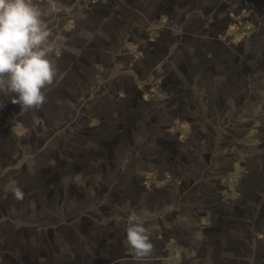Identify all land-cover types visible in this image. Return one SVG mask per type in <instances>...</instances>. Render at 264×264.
Wrapping results in <instances>:
<instances>
[{
  "label": "crops",
  "instance_id": "crops-1",
  "mask_svg": "<svg viewBox=\"0 0 264 264\" xmlns=\"http://www.w3.org/2000/svg\"><path fill=\"white\" fill-rule=\"evenodd\" d=\"M61 3L46 102L0 94V264H138L133 210L145 264H264V0ZM245 4L249 29L230 34Z\"/></svg>",
  "mask_w": 264,
  "mask_h": 264
},
{
  "label": "clouds",
  "instance_id": "clouds-1",
  "mask_svg": "<svg viewBox=\"0 0 264 264\" xmlns=\"http://www.w3.org/2000/svg\"><path fill=\"white\" fill-rule=\"evenodd\" d=\"M61 12H72L61 0H43V4L0 0V94L10 96L21 111L40 109L46 102L45 90L57 76L46 18ZM8 190L14 199H24L16 181H10ZM126 225L123 243L138 264H145L155 252L151 229L135 210L127 216Z\"/></svg>",
  "mask_w": 264,
  "mask_h": 264
},
{
  "label": "built area",
  "instance_id": "built-area-1",
  "mask_svg": "<svg viewBox=\"0 0 264 264\" xmlns=\"http://www.w3.org/2000/svg\"><path fill=\"white\" fill-rule=\"evenodd\" d=\"M40 1L41 0H34V2L37 4L40 3ZM250 9H251L250 5L245 4V8L241 14L231 16L232 21L229 26L230 34H234L235 36L243 35L249 29L247 20L250 16ZM230 34L224 35L223 40L228 39L230 37ZM158 37H159L158 32L153 34V38H158ZM131 51L134 53V55L141 56V53L136 48H132ZM140 88H141L140 90H142L145 93L144 99L147 101H156L159 97L164 96L159 77L155 76L151 80H142ZM245 171L246 170L244 167H240L239 174L244 175ZM153 180H156V178L154 177ZM239 184L240 181L239 180L236 181L234 183L235 188L238 187ZM236 194L238 197L241 195L239 192H237ZM259 236L260 238L264 239V229L260 231ZM177 262H179V258L177 259Z\"/></svg>",
  "mask_w": 264,
  "mask_h": 264
}]
</instances>
